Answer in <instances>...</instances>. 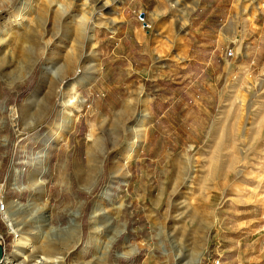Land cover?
<instances>
[{
    "label": "rangeland",
    "instance_id": "1",
    "mask_svg": "<svg viewBox=\"0 0 264 264\" xmlns=\"http://www.w3.org/2000/svg\"><path fill=\"white\" fill-rule=\"evenodd\" d=\"M20 1L0 0V26L21 11ZM138 1L113 0L91 24L92 0H23L19 20L12 18L6 33L0 29V194L11 212L23 211L11 219L20 231L41 225L32 186L39 177L49 227L67 236L71 224L80 225L70 239L50 234V254L64 256V264H92L89 215L110 182L111 157L129 142L123 106L141 102L149 119L133 156L123 160L125 180L113 186L107 209L118 235L102 264H178L179 253L180 264L195 258L197 264H264V0H142L144 11ZM200 9L203 19L214 20L211 38L226 21L220 43L202 44L205 26L192 23ZM123 10L139 24L138 12L145 13L143 48L131 39V27L121 26ZM86 28L92 41H85ZM31 49L38 54L31 71L6 82L3 75L20 67ZM67 56L82 72L68 73L62 84L84 75L90 80L76 89L84 105L62 141L46 146V137L60 132L54 126L62 114L54 96L59 86L50 76L42 79V70ZM187 82L203 85L189 95L206 100L200 102L206 115L180 103L160 117L166 97L179 94L173 86ZM88 148L99 155L111 149L90 191L79 182L88 171ZM2 225L7 246L0 262L15 242Z\"/></svg>",
    "mask_w": 264,
    "mask_h": 264
},
{
    "label": "bare ground",
    "instance_id": "2",
    "mask_svg": "<svg viewBox=\"0 0 264 264\" xmlns=\"http://www.w3.org/2000/svg\"><path fill=\"white\" fill-rule=\"evenodd\" d=\"M113 0H92L94 6V14L91 16V24H94L97 18L109 8V2L112 3ZM21 3V11H18L14 16L4 20L5 22L2 23L0 26L1 33L8 32L9 29L7 28L8 24H10L12 18L15 21H18V17H21L23 12L25 11V2L23 0L20 1ZM103 17V16H102ZM112 24V23H111ZM4 25V26H3ZM86 42L92 41L93 37L89 36V30L86 28ZM4 34V33H3ZM7 35V34H6ZM61 35V34H60ZM8 36V35H7ZM59 36L53 35V37ZM2 39V38H1ZM5 39V38H4ZM3 40V39H2ZM4 41V40H3ZM1 42V41H0ZM29 51V49L27 50ZM26 53V52H25ZM54 54L52 52L48 53V58L52 57ZM56 56V55H55ZM23 57V56H22ZM38 54L36 51H31L24 55V62L23 64L12 70L11 72H6L3 75L6 82L13 83L15 81L23 79L32 69L33 65L37 61ZM64 59V57H63ZM21 62V61H20ZM78 63L72 60L71 56H67L64 60V64L61 65H51V62H48L42 70V79L46 76H50L51 81L53 84L55 83L59 86V90H55L54 96L59 97L61 100L60 108H61V120L59 123H55L56 129L60 132L57 133L58 135L54 136H47L46 146L50 144L57 143L62 141L63 137L60 135L61 133L66 132L72 124V119L76 116V113L80 111L81 107L84 105V100L76 93V89L81 84L89 83V75H84L82 77H76L73 81L69 83L62 84L65 80V76L68 74L69 77L73 76L75 73H81L82 71L77 70ZM89 73L91 74L93 71V66H90ZM74 70V71H73ZM91 70V71H90ZM85 73V72H84ZM87 76V77H86ZM67 77V76H66ZM65 82V81H64ZM43 84V83H42ZM61 84L63 88L61 89ZM40 87H38L28 98V102L34 100L37 96ZM134 101V100H133ZM126 115L127 118L125 119L124 125H120L123 128V132L129 133V142L127 143L126 150L124 153L115 155L111 157L108 171L110 174V182L108 185H105L100 193L97 195L91 213L89 215V232L91 233V240L96 244V255L93 259L92 264H102L105 261V257L107 252L110 248L111 241L113 237L117 236L118 233H114L113 228L111 226L110 215L107 209V205L109 204V200L111 199L113 186L117 180H125L126 178V171H125V163L123 160L130 158L134 154V147H136L141 139V135L143 132V127L148 123L149 116L145 109V104L141 102H126L123 106V109L120 115ZM29 115V114H27ZM117 120V119H116ZM63 135V134H62ZM43 137V136H42ZM90 141L94 142V145H97V140L90 132L88 135ZM115 147L112 146L111 149ZM110 149V150H111ZM109 150V151H110ZM109 151H104L99 155L97 151L93 148H88L87 150V163H88V171L87 173L79 178V182L82 187L86 188L87 191H90L93 186H95L101 176L102 173V166L105 156L108 154ZM47 169L41 173H45ZM33 183V182H32ZM34 191H36V202L37 206H35V210L37 212L41 211L39 217L36 215V219L38 217V222L41 225H36L33 227H29V230L20 231L17 226L18 223L12 221L11 216L13 214L20 216L22 215L23 211L21 207L13 206L15 209L11 212L8 204L6 205L4 217L6 221H11L10 224L12 228L17 233V238L13 244V250L11 255L5 257L1 264H64V256H56L50 254L48 244L46 243L47 237L50 234H55L56 237L63 239H70L72 238L73 234H79L80 232V225L77 223L71 224L70 229L68 230L67 236H62L49 227V213L45 212V206L41 203V198L43 195V185L40 181V178L37 177L34 180V184L32 185ZM6 204V199H3ZM43 211V212H42ZM36 220V222H37ZM37 222V223H38ZM20 223V222H19ZM27 221L25 222V225ZM33 229L35 232H33ZM37 232L40 235H37ZM112 235V236H111ZM40 240V242H39ZM198 244V243H197ZM199 249L198 246H196ZM201 250V249H200ZM178 254V253H177ZM199 254V253H198ZM183 253L178 254V259L180 264L183 260ZM198 256V255H197ZM79 258V257H78ZM198 258H195L192 264H197ZM72 264H80L79 260H74Z\"/></svg>",
    "mask_w": 264,
    "mask_h": 264
},
{
    "label": "crops",
    "instance_id": "3",
    "mask_svg": "<svg viewBox=\"0 0 264 264\" xmlns=\"http://www.w3.org/2000/svg\"><path fill=\"white\" fill-rule=\"evenodd\" d=\"M146 1V0H145ZM156 1V0H153ZM137 3H139L140 10H145L147 8V6L142 4V0L138 1ZM137 3L135 5H137ZM203 10H199L197 15H195L192 18V23L194 22L196 25L199 24H204V31L201 32L200 36V40L202 42V44L207 45L209 43H220L222 40V36L225 33V27L227 24H225L226 21H221V23L216 24L217 27H219L218 29H214L213 33H215L213 35V37L211 38V36H208V30H210V25H212V22H214V20H209V19H203L204 14ZM214 15H217V13H215ZM200 16V20H198ZM122 19L124 22L121 23V26L124 25H128L129 27H131V35H132V40L135 43V45L140 48H143L145 41L147 40V35L145 34V31L141 28V24H139L137 22V20L133 17H131L128 13L127 10H123V15H122ZM225 24V25H224ZM229 26H232V24L229 23ZM206 32V33H205ZM204 35V36H203ZM212 35V34H211ZM125 35H123L124 37ZM215 37V38H214ZM127 38V37H126ZM214 51L215 48L211 51H209L210 56L209 60H211L212 55H214ZM189 65V63L187 64ZM201 72H203V70H201ZM195 86H203L202 84H194L193 82H187V83H176L173 88H175V91L177 90V92H179V94H176V96L172 95V97L170 95H168L166 97V100L164 101L166 106L165 109L162 111V113L160 114L161 116H164L166 113H168L170 111V109H172L175 105L177 104H182V106H187V104H191L194 107H197L198 109L202 108L199 111V114L201 115H206V109L204 106H201L200 102L205 104L206 100H201L199 97V100L196 101V98H198V96H191L189 95V91L190 89H192V87ZM200 107V108H199Z\"/></svg>",
    "mask_w": 264,
    "mask_h": 264
},
{
    "label": "built area",
    "instance_id": "4",
    "mask_svg": "<svg viewBox=\"0 0 264 264\" xmlns=\"http://www.w3.org/2000/svg\"><path fill=\"white\" fill-rule=\"evenodd\" d=\"M136 17H137L138 21L142 24L143 28L148 27L147 23L145 22V17L146 16H145L144 12L139 11ZM232 55H233V52L231 50H229L226 53L227 57H232ZM3 199H7V198L3 197V195L0 194V220H1L2 223H4L7 233L13 234L14 238L16 239L17 238V233L12 228V225L10 224V222L6 221V218L4 217L6 204H5V201ZM6 246H7V243H6L5 235L0 233V247L2 248L3 252H5ZM210 264H220V260H213V259L211 260L210 259Z\"/></svg>",
    "mask_w": 264,
    "mask_h": 264
},
{
    "label": "water",
    "instance_id": "5",
    "mask_svg": "<svg viewBox=\"0 0 264 264\" xmlns=\"http://www.w3.org/2000/svg\"><path fill=\"white\" fill-rule=\"evenodd\" d=\"M2 256H3V250H2V248L0 247V259H1Z\"/></svg>",
    "mask_w": 264,
    "mask_h": 264
},
{
    "label": "trees",
    "instance_id": "6",
    "mask_svg": "<svg viewBox=\"0 0 264 264\" xmlns=\"http://www.w3.org/2000/svg\"><path fill=\"white\" fill-rule=\"evenodd\" d=\"M0 226H3L1 220H0ZM2 233L5 235L4 231Z\"/></svg>",
    "mask_w": 264,
    "mask_h": 264
}]
</instances>
